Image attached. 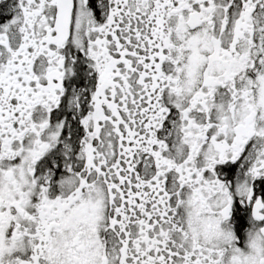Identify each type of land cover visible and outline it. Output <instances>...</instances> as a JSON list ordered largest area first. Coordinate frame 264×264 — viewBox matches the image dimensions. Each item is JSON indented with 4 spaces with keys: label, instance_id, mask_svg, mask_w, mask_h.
I'll list each match as a JSON object with an SVG mask.
<instances>
[{
    "label": "snow or ice",
    "instance_id": "snow-or-ice-1",
    "mask_svg": "<svg viewBox=\"0 0 264 264\" xmlns=\"http://www.w3.org/2000/svg\"><path fill=\"white\" fill-rule=\"evenodd\" d=\"M0 264H264V0H0Z\"/></svg>",
    "mask_w": 264,
    "mask_h": 264
}]
</instances>
